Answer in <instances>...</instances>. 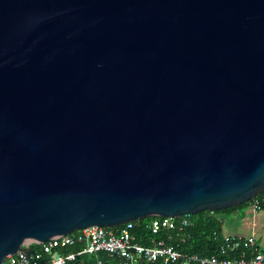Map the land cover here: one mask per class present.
<instances>
[{
	"label": "water",
	"instance_id": "water-1",
	"mask_svg": "<svg viewBox=\"0 0 264 264\" xmlns=\"http://www.w3.org/2000/svg\"><path fill=\"white\" fill-rule=\"evenodd\" d=\"M260 192L264 0H0V264Z\"/></svg>",
	"mask_w": 264,
	"mask_h": 264
},
{
	"label": "built area",
	"instance_id": "built-area-1",
	"mask_svg": "<svg viewBox=\"0 0 264 264\" xmlns=\"http://www.w3.org/2000/svg\"><path fill=\"white\" fill-rule=\"evenodd\" d=\"M264 206V192L255 194L247 201L251 213ZM211 213V211H209ZM174 218L152 217L146 228L151 234L161 230L177 229L191 225L189 214ZM137 220L127 221L114 227L89 226L72 231L57 238L41 243H33L38 248H30V243L20 245L12 254L6 255V264H101L84 263V255L104 252L115 257L116 264H264V253L254 246L252 236L239 238L223 235L215 253L199 256L194 253L180 252L175 245L159 238L151 245H142L131 233ZM215 235V234H213ZM68 246H77L74 251L63 252Z\"/></svg>",
	"mask_w": 264,
	"mask_h": 264
},
{
	"label": "trees",
	"instance_id": "trees-1",
	"mask_svg": "<svg viewBox=\"0 0 264 264\" xmlns=\"http://www.w3.org/2000/svg\"><path fill=\"white\" fill-rule=\"evenodd\" d=\"M247 202L239 203L235 206H245ZM224 208L215 211H200L195 214H190L191 225L182 228L181 230L169 229L161 230L158 234L154 235L149 232L146 225L152 217H144L136 221V226L133 227L131 233L134 234L137 241L142 245H151L154 241L159 238L165 239L167 243L175 245V248L180 252L194 253L199 256H209L215 253L217 246L220 242L219 233V221L217 218V213L232 209ZM177 221L176 218L173 219ZM215 234V235H213ZM77 246H68L62 249L63 252L74 251ZM30 248L36 249L37 245L31 244ZM100 260L101 264H116L115 257L108 256L104 252H98L92 255H84V263H94V260ZM3 264H6L4 259ZM143 264V263H141ZM151 264H161L155 261Z\"/></svg>",
	"mask_w": 264,
	"mask_h": 264
},
{
	"label": "crops",
	"instance_id": "crops-1",
	"mask_svg": "<svg viewBox=\"0 0 264 264\" xmlns=\"http://www.w3.org/2000/svg\"><path fill=\"white\" fill-rule=\"evenodd\" d=\"M220 236H252L256 249L264 253V206L251 213L247 204L217 213Z\"/></svg>",
	"mask_w": 264,
	"mask_h": 264
}]
</instances>
